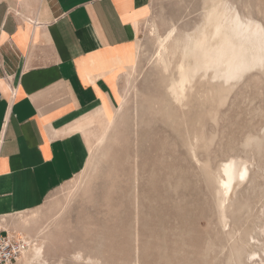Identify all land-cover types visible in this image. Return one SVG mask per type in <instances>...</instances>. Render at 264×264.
Wrapping results in <instances>:
<instances>
[{"label":"rangeland","instance_id":"obj_1","mask_svg":"<svg viewBox=\"0 0 264 264\" xmlns=\"http://www.w3.org/2000/svg\"><path fill=\"white\" fill-rule=\"evenodd\" d=\"M212 1L150 0L136 56L113 87L116 109L106 106L108 128L82 130L85 169L41 208L6 218L47 264H264V68L234 83L211 70L183 100L171 94L180 57L167 49L203 23ZM223 1L264 27V0ZM231 159L249 175L226 200L221 171Z\"/></svg>","mask_w":264,"mask_h":264},{"label":"crops","instance_id":"obj_2","mask_svg":"<svg viewBox=\"0 0 264 264\" xmlns=\"http://www.w3.org/2000/svg\"><path fill=\"white\" fill-rule=\"evenodd\" d=\"M150 0H0V220L44 206L88 161L87 121L116 109ZM24 217V216H23ZM22 217V218H23ZM20 263L21 260L19 261Z\"/></svg>","mask_w":264,"mask_h":264},{"label":"bare ground","instance_id":"obj_3","mask_svg":"<svg viewBox=\"0 0 264 264\" xmlns=\"http://www.w3.org/2000/svg\"><path fill=\"white\" fill-rule=\"evenodd\" d=\"M232 7L223 0H213L212 6L202 18L203 23L193 33L185 35L183 40L180 39L182 42L175 40L172 49L166 48L172 56L180 57L176 63L177 77H173L175 80L171 84V94L176 100H183L195 79L211 70H221L217 76L225 83H234L246 71L264 68V27L255 20L243 18ZM199 47L204 48V57L194 59L193 51ZM96 122L103 123L105 129L110 124L105 119L103 111L96 112L83 129L91 128ZM247 166L242 160L231 159L222 167L223 179L220 187L226 200H231L247 179L249 175ZM0 226L5 228L3 220H0ZM5 229L11 236L24 239L30 244L29 250L20 260L30 253L31 255L26 257L27 263L47 264L43 258L42 247L35 246V241L30 236L10 227ZM78 259L83 257L80 255ZM88 261L91 264H98L92 259Z\"/></svg>","mask_w":264,"mask_h":264},{"label":"built area","instance_id":"obj_4","mask_svg":"<svg viewBox=\"0 0 264 264\" xmlns=\"http://www.w3.org/2000/svg\"><path fill=\"white\" fill-rule=\"evenodd\" d=\"M29 248L28 241L11 236L8 230L0 226V264H18Z\"/></svg>","mask_w":264,"mask_h":264}]
</instances>
